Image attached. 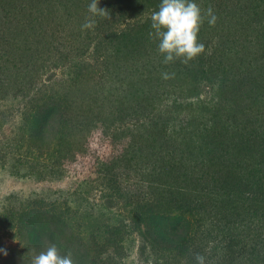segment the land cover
<instances>
[{"label":"trees","instance_id":"obj_1","mask_svg":"<svg viewBox=\"0 0 264 264\" xmlns=\"http://www.w3.org/2000/svg\"><path fill=\"white\" fill-rule=\"evenodd\" d=\"M160 3L99 0L108 17L95 20L94 37L77 35L67 64L48 57L36 67L12 57L6 30L32 25L39 1L0 0V157L13 175H32L42 155L52 166L75 161L98 129L112 151L92 147L97 185L125 201L122 219L91 226L34 195L14 215L17 231L31 244L48 239L74 264H123L127 238L141 264H194L195 253L207 264H264V69L220 51L215 34L203 54L175 67L185 81L159 82L168 65L159 52L142 59L141 51L157 41L149 33ZM123 55L129 66H120ZM58 75L63 87L94 79L99 89L75 105L51 85ZM203 84L214 97L195 92ZM127 171L144 186L131 198L119 179Z\"/></svg>","mask_w":264,"mask_h":264},{"label":"rangeland","instance_id":"obj_2","mask_svg":"<svg viewBox=\"0 0 264 264\" xmlns=\"http://www.w3.org/2000/svg\"><path fill=\"white\" fill-rule=\"evenodd\" d=\"M38 1L40 15L37 17L35 15L36 21L32 25L14 27L11 24L7 25L6 32L8 35L11 34L10 39L8 36V41L13 44L12 57L19 58L24 64L33 58L32 65L36 67L42 59L48 60V57L60 59L58 63L65 65L72 59L66 53L70 48L75 47L74 43L72 47H69L71 42H75L73 39L77 35L81 36L80 39L95 35L93 33L95 26L91 29H83L82 25L88 19L96 20L101 16H93L88 11L92 0ZM192 2L198 4L204 16L198 34L199 42L203 41L204 44L206 37L217 34L220 38L215 41V44L217 42L220 44V51L228 52L229 50V56L232 59L258 62L257 66L264 69V0H192ZM209 7L213 9L217 17L215 26H210L207 22L208 17L204 15ZM66 46L69 48H65ZM76 50L79 53L82 52L80 48ZM76 50L70 52L71 56L76 54ZM153 52H159L158 41H153L145 47L144 51H141L142 59L146 54H154ZM214 54L219 53L215 51ZM130 59L123 55L121 64H118L129 66L131 63H124V60ZM164 59L162 55V61ZM174 62H176L174 65L166 64L168 73H174V77L165 80L162 78V73L166 72L160 71L159 82L164 80L169 84L173 80L176 83L179 80L185 81L175 71V67L182 61L176 59ZM90 72V77L93 78L96 68L94 72ZM61 76L58 75L52 79L51 85L56 91L65 92L75 101V105H81V101L99 89L94 79L87 82L81 80L75 85L67 83V87H63V82H58ZM196 87L195 85V92H201L202 97H214L216 89L204 84ZM2 102L0 100V105ZM8 104L10 105L9 102ZM11 107L17 108L15 104ZM88 138V150L84 153L81 151L82 154H78L75 161H65L60 166L55 164L52 166L42 155L40 163L36 164V172L32 175H25L28 172L27 168L21 169L19 176L13 175L9 165L11 161L7 159V162H4L0 157V220H2L0 222V264H31L33 254H38L51 245L48 239L42 240L41 245L31 244L26 234H20L17 231L18 220L14 215L21 205L34 195L45 197L50 202L60 205L66 212V219L72 223L91 226L95 223L97 225L114 224L124 217V199L109 198L100 192V186L97 185L99 180H97V166L93 164V158L97 154H94L92 147L95 149L98 147V154L103 156H107L112 148L104 141V136L102 137L98 129L94 130ZM119 179L121 192L127 198L143 191L141 179L133 171L121 173ZM126 244H128L129 252L123 264H141L142 261L137 253V243H133L132 238L130 240L127 238ZM73 245L76 246V244Z\"/></svg>","mask_w":264,"mask_h":264},{"label":"clouds","instance_id":"obj_3","mask_svg":"<svg viewBox=\"0 0 264 264\" xmlns=\"http://www.w3.org/2000/svg\"><path fill=\"white\" fill-rule=\"evenodd\" d=\"M99 0H92L88 11L93 16L108 17L106 9H101ZM208 17V24L215 26L217 17L209 7L204 14ZM204 16L201 9L192 0H161L159 8L151 15V28L154 30L149 35L158 41V51L164 56V63L168 64L180 59L187 64L205 52V46L198 40ZM95 20L88 19L82 25L83 29H91ZM173 74L162 73V78L167 80ZM7 253L5 252V255ZM194 264H207L204 254H193ZM31 264H74L72 254L61 255L55 244L47 246L38 254H33ZM151 264V261L148 262ZM187 264V261L184 262Z\"/></svg>","mask_w":264,"mask_h":264}]
</instances>
